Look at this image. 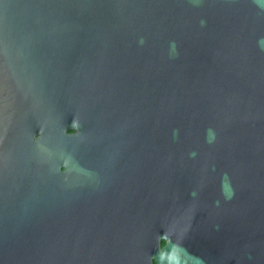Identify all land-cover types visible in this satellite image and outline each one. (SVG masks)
<instances>
[{"label": "water", "instance_id": "water-1", "mask_svg": "<svg viewBox=\"0 0 264 264\" xmlns=\"http://www.w3.org/2000/svg\"><path fill=\"white\" fill-rule=\"evenodd\" d=\"M0 167V264H264V0H0Z\"/></svg>", "mask_w": 264, "mask_h": 264}, {"label": "flooded vegetation", "instance_id": "flooded-vegetation-1", "mask_svg": "<svg viewBox=\"0 0 264 264\" xmlns=\"http://www.w3.org/2000/svg\"><path fill=\"white\" fill-rule=\"evenodd\" d=\"M73 154V152H72ZM109 154L111 155L112 158L115 157L114 155V151H109ZM70 155H71V152H70ZM70 174V173H69ZM7 172L6 170H4L3 167H0V189H8V186H7ZM12 184V183H11ZM188 250V249H187Z\"/></svg>", "mask_w": 264, "mask_h": 264}]
</instances>
